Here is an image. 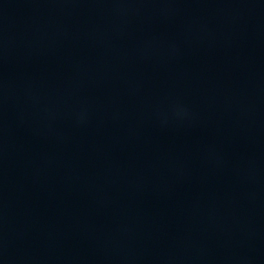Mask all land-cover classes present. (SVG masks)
Here are the masks:
<instances>
[{
  "label": "water",
  "instance_id": "water-1",
  "mask_svg": "<svg viewBox=\"0 0 264 264\" xmlns=\"http://www.w3.org/2000/svg\"><path fill=\"white\" fill-rule=\"evenodd\" d=\"M0 264H264V0H0Z\"/></svg>",
  "mask_w": 264,
  "mask_h": 264
}]
</instances>
